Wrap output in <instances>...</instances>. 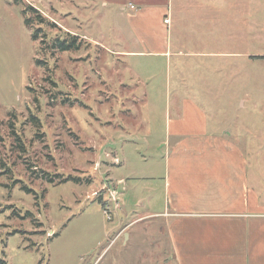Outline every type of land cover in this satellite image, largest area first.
Masks as SVG:
<instances>
[{"label": "rangeland", "instance_id": "374dc122", "mask_svg": "<svg viewBox=\"0 0 264 264\" xmlns=\"http://www.w3.org/2000/svg\"><path fill=\"white\" fill-rule=\"evenodd\" d=\"M172 1L162 28L153 7L169 0H0L4 264L172 263L164 261L166 243L151 236L157 219L149 203L158 205L161 193L149 176L168 148L165 108L180 72L212 78L196 85L210 96L208 119L230 130L264 183V0ZM143 5L146 20L138 21L172 52H213L230 30L227 45L245 54L124 55L150 49L129 19ZM73 36L76 48L55 47ZM104 177L123 183L114 192ZM111 194L119 208L111 204L109 220L102 208ZM127 223L131 240L123 245L115 226Z\"/></svg>", "mask_w": 264, "mask_h": 264}, {"label": "crops", "instance_id": "0c3cea01", "mask_svg": "<svg viewBox=\"0 0 264 264\" xmlns=\"http://www.w3.org/2000/svg\"><path fill=\"white\" fill-rule=\"evenodd\" d=\"M144 5L137 8V14L129 16V19L139 26L134 27V32L143 35L140 40L150 49L120 51L124 55L176 54L192 57L210 54L225 57L221 55L245 54L227 45L230 30L225 31L226 39H215L226 45L215 47L213 52L197 47L183 50L182 46L172 52L162 38L163 43L156 44V31L145 27L147 14L143 11L148 7L143 8ZM172 5L173 1L169 0L164 9L153 7L158 12L156 17L163 15L160 22L162 28L169 26L170 21L165 24L163 19L169 15ZM138 17L144 21H138ZM161 31L164 33L165 29ZM224 46L233 51L221 50ZM233 69L234 66L230 71L232 74ZM227 76L231 83V75ZM176 83L174 99L165 108L163 131L168 148L161 160L153 165V170L157 171H152L149 176L158 177L161 193L158 205L152 201L149 203V215L157 219L151 236L166 243V263L171 259V264H264V183L260 177L261 167L253 169L249 152L231 136L230 130L217 128L209 121L204 105L211 100L210 96H204L196 85L215 83L211 77H191L180 72ZM104 179L115 185L114 192L116 185L119 187L123 183V179L115 182L106 177ZM116 195L119 199L123 194ZM133 214L138 212L133 211ZM127 227L128 223L115 226L114 239L121 237L123 245L131 240Z\"/></svg>", "mask_w": 264, "mask_h": 264}, {"label": "trees", "instance_id": "16d2710c", "mask_svg": "<svg viewBox=\"0 0 264 264\" xmlns=\"http://www.w3.org/2000/svg\"><path fill=\"white\" fill-rule=\"evenodd\" d=\"M32 10H33V8H32ZM34 10H35V9H34ZM22 12H23V11H22ZM37 16L40 17L39 14H38ZM40 18H42V17H40ZM28 20H29V19H25L24 22L27 23V24L29 25ZM38 31H39V29H36V30L33 31V33H32V37H33V39H37V35H36V33H37ZM71 39H72V40H71L70 42L56 40V42H55V47L58 48L59 50H65V49H69V48H71V47H75V48H76V45H75V39H76V37L73 36V37H71ZM99 203H101V202H99ZM101 205L103 206V204H101ZM4 263H5V262H4L2 259H0V264H4Z\"/></svg>", "mask_w": 264, "mask_h": 264}, {"label": "built area", "instance_id": "2783aa9c", "mask_svg": "<svg viewBox=\"0 0 264 264\" xmlns=\"http://www.w3.org/2000/svg\"><path fill=\"white\" fill-rule=\"evenodd\" d=\"M129 7H133V6L130 5ZM163 22L165 24H168L169 23V18L166 16L163 19ZM109 200L111 201L110 202V206H107V205L105 206L104 205L103 208H102V211H103L104 215L106 216V218L110 220L111 219V214H109V213H110L111 204L114 206L115 209H118L119 208V203H118L117 198L114 197L112 194H111Z\"/></svg>", "mask_w": 264, "mask_h": 264}]
</instances>
